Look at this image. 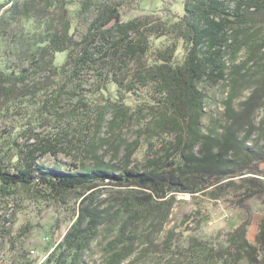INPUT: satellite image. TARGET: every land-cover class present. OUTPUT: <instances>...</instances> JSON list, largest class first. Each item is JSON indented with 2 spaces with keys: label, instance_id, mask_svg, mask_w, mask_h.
Instances as JSON below:
<instances>
[{
  "label": "trees",
  "instance_id": "trees-1",
  "mask_svg": "<svg viewBox=\"0 0 264 264\" xmlns=\"http://www.w3.org/2000/svg\"><path fill=\"white\" fill-rule=\"evenodd\" d=\"M145 1L0 0V119L19 116L0 135V264H87L103 231L112 239L103 264L185 253L212 264L263 263L264 219L254 243L250 216L217 243L197 237L209 218L201 203L173 228L165 225L180 194L231 212L264 197V117L257 120L264 109V0H185L183 14L170 0L155 11L143 9ZM131 10L141 13L129 17ZM74 17L86 21L81 40ZM229 78L226 125L203 135L200 85ZM110 115L120 131L138 126L133 142L113 147L118 154L125 145L117 163L97 156ZM61 151L79 166L38 163ZM108 185L120 196L105 206L99 198ZM47 203L72 217L43 260L26 247L29 222L18 226L15 217L28 204ZM63 220L56 219L53 238ZM141 244L147 246L131 260Z\"/></svg>",
  "mask_w": 264,
  "mask_h": 264
},
{
  "label": "rangeland",
  "instance_id": "rangeland-1",
  "mask_svg": "<svg viewBox=\"0 0 264 264\" xmlns=\"http://www.w3.org/2000/svg\"><path fill=\"white\" fill-rule=\"evenodd\" d=\"M168 0H146L142 5V8L148 11H155L157 6L162 4H166ZM78 2L73 7V10L76 12L78 10ZM170 8L175 11L180 12L181 14L185 11V0H170ZM141 12H137L136 10H131L129 12V17L138 15ZM73 29L76 33V38L81 40L82 35L87 30V25L85 20H78L76 17L73 19ZM262 36H264V29L262 31ZM66 53H58L56 64L58 66H62L66 60ZM240 63V61L238 62ZM252 64L249 65V67ZM200 88H202V92L204 94V115L201 119V132L203 135H209L213 132H221L222 127L226 125V105L225 101L227 100L229 93L231 91V79L221 80L216 83H212L210 81H204L201 83ZM250 94L249 91H246L243 94L242 99H237L234 102V106L237 110L240 109V103L245 99V97ZM12 117H4L0 119V135H6L5 133L12 131V127L15 126L17 119L16 113L13 114ZM264 117V109L261 110L257 115L258 122ZM112 116H108V120L105 122L101 133L99 134V139L103 140L105 143L101 145L98 149L97 156L103 157L105 161H114L119 162L122 158L125 145L120 149L117 154L113 147L120 145L123 141H127V143L133 142L137 138V130L138 126L134 125L132 128L128 130H119V128H113L109 121ZM45 130V129H44ZM14 131V130H13ZM43 129H35L31 134L41 133ZM29 135H25L22 142H24ZM32 141V140H31ZM202 148L201 144H196L193 147V152L199 154ZM58 160L62 163L67 164H75L79 166V163L76 158L69 157L66 153L61 151L55 157L51 154H47L44 158L40 159L38 163L53 166L55 161ZM264 169V165L262 166ZM120 188H116L115 186L108 185L106 189L101 194L99 201L105 202V206L114 203L115 198L119 197ZM124 196V195H121ZM195 203H201L205 207L209 209V218L205 220L204 226L201 230L195 235L202 239L203 241H207L209 243H217V236L221 234V232L232 230L234 227L238 226L241 222H243L248 216L253 217L254 224L252 226V230H250V241L254 243L255 235L258 231V224L264 219V197L256 198L250 202V209L247 210H238L235 212H231L226 210L224 205L221 203H213L209 200H205L204 198H192L189 195H178L176 202L170 212V216L165 225V230H169L173 228L172 226L181 222L185 214L191 213L194 209H197L198 206ZM31 204V203H30ZM28 204V205H30ZM26 206L24 210H21L17 216L15 217L18 222V226L21 224H26L29 222L31 226V232L28 235L26 240V247L30 252L32 250L36 251V256H42L43 260L47 258L49 254L54 250L55 242H60L63 236L66 234L68 229L71 227V217L72 214L68 211L60 210L56 205L52 203L43 204L41 206L36 207L35 205ZM58 217H63V222L61 225V229L57 231L56 236L53 238L51 234L52 227L57 222L56 219ZM15 221V225H17ZM10 227V225H8ZM106 234L103 231L102 236L93 243V250L87 259V264H103L105 255V247L108 242L112 239L105 240ZM146 244H141L139 249L136 251L135 255L131 260L138 258L140 256L141 251L146 247ZM32 254V253H31ZM185 255H167L166 257L148 255L147 257L139 259L136 264H168L171 261L173 263H182V264H212L208 262L206 257L203 254H198L195 256H186ZM129 260L128 262H130ZM214 264V263H213ZM216 264V263H215ZM241 264H251L248 260H244ZM264 264V261L263 263Z\"/></svg>",
  "mask_w": 264,
  "mask_h": 264
},
{
  "label": "built area",
  "instance_id": "built-area-1",
  "mask_svg": "<svg viewBox=\"0 0 264 264\" xmlns=\"http://www.w3.org/2000/svg\"><path fill=\"white\" fill-rule=\"evenodd\" d=\"M31 253H32V255H35L36 254V251L35 250H32Z\"/></svg>",
  "mask_w": 264,
  "mask_h": 264
}]
</instances>
